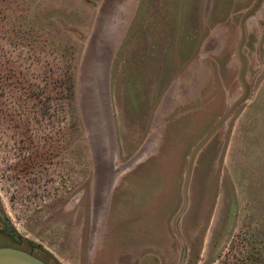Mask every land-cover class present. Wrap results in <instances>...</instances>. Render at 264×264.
Instances as JSON below:
<instances>
[{"label": "rangeland", "instance_id": "rangeland-1", "mask_svg": "<svg viewBox=\"0 0 264 264\" xmlns=\"http://www.w3.org/2000/svg\"><path fill=\"white\" fill-rule=\"evenodd\" d=\"M0 212L49 264H264V0H0Z\"/></svg>", "mask_w": 264, "mask_h": 264}, {"label": "water", "instance_id": "water-1", "mask_svg": "<svg viewBox=\"0 0 264 264\" xmlns=\"http://www.w3.org/2000/svg\"><path fill=\"white\" fill-rule=\"evenodd\" d=\"M224 118L222 117L218 121V123L216 124V127L224 120ZM211 134H212V131L193 150V153L191 155V161H190L188 173H187L186 184L188 181L190 166L192 164L193 158L195 157L199 148L208 140V138L211 136ZM186 184H185V188L187 186ZM185 205H186V201H184V205L182 207L181 212L179 213V215H177V217L175 218V220L173 222L174 228H175L178 235H179V233H178L177 224H178L179 217L181 216V214L183 213V211L185 209ZM0 220L5 226L4 232L6 234L12 236L16 241H19L18 234L11 229L10 222L5 217V215L1 214ZM183 261H184V255L181 257L179 264H183ZM0 264H49V263H47L46 261L42 260L41 258L33 255L30 252L23 250V249L16 248L13 246H8V245H0ZM140 264H157V261H156L155 257L149 255L147 257H144V259L141 260Z\"/></svg>", "mask_w": 264, "mask_h": 264}, {"label": "flooded vegetation", "instance_id": "flooded-vegetation-1", "mask_svg": "<svg viewBox=\"0 0 264 264\" xmlns=\"http://www.w3.org/2000/svg\"><path fill=\"white\" fill-rule=\"evenodd\" d=\"M2 214V212H0V215ZM4 225V224H3ZM4 230H5V226H4Z\"/></svg>", "mask_w": 264, "mask_h": 264}]
</instances>
